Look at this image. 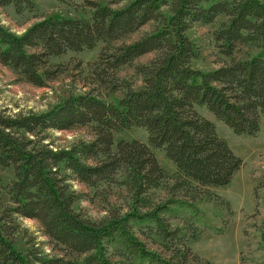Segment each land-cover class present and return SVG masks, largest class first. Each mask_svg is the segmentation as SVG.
Masks as SVG:
<instances>
[{
	"label": "trees",
	"instance_id": "trees-1",
	"mask_svg": "<svg viewBox=\"0 0 264 264\" xmlns=\"http://www.w3.org/2000/svg\"><path fill=\"white\" fill-rule=\"evenodd\" d=\"M11 4L20 13L37 9L35 0H0V6ZM84 5L90 15L44 16L22 34L0 23V63L23 81L45 87L62 73L52 57L104 43L93 71L95 82L105 85L109 72L155 55L135 67L141 86H112L126 89L115 103L84 91L46 111H0V169L12 167L15 173L7 186L0 173V264H213L192 250L186 228L169 219L197 206L199 189L228 185L243 164L197 105L207 106L237 134L256 136L261 129L264 0H85ZM220 16L225 19L214 38L228 61L211 70L197 68L193 61L201 49L188 31ZM148 23L151 31L117 44ZM243 47L257 53L237 56ZM76 126L91 128L93 137L66 147L49 139L50 130ZM133 127L146 128L149 142L115 141L114 132ZM154 148L165 151L175 173L160 164ZM74 182L94 189L104 202L118 190L125 204L93 220L80 207L89 194ZM158 190L169 196L158 198ZM180 193L192 199L177 198ZM20 217L38 220L61 254L35 245L19 250L14 235Z\"/></svg>",
	"mask_w": 264,
	"mask_h": 264
},
{
	"label": "rangeland",
	"instance_id": "rangeland-1",
	"mask_svg": "<svg viewBox=\"0 0 264 264\" xmlns=\"http://www.w3.org/2000/svg\"><path fill=\"white\" fill-rule=\"evenodd\" d=\"M37 9L18 12L11 5L0 6V23L17 34H22L29 26L44 16L61 14L79 17L90 15V9L84 5L85 0H35ZM225 16L218 17L209 24L196 23L188 31L192 39L201 49V57L193 61V65L204 70L218 68L228 58L220 53L214 32ZM152 23L144 25L130 37L118 41L117 44L130 43L151 31ZM104 43L94 49L79 52L68 51L52 57L54 68L61 67L62 73L49 81L45 87H38L23 81L13 70L0 63V111L7 114L18 112L46 111L61 102L71 93L92 91L107 102H117L126 89L113 90V85H130L139 87L143 84L141 76L136 72L138 64L146 63L154 57L148 53L139 57L132 65L123 67L118 72H109L108 82L101 85L95 82V62L99 59ZM255 55L257 50L243 47L237 56ZM198 111L215 123L218 134L225 138L233 151L242 158L241 168L234 174L228 185L205 187L199 189L194 202L197 206L183 209L178 217L169 219L173 226H184L189 237L188 243L200 257L213 264H264V117L261 129L256 136L237 134L224 121L218 119L207 106L197 105ZM49 139L54 146L66 147L80 139L93 137L91 128L76 126L70 130H50ZM148 131L144 127H133L114 132L115 141L120 139H139L149 142ZM160 164L169 173H175L176 165L166 157L161 148H154ZM4 185H8L15 177L14 169H0ZM75 188L87 192L89 199L80 203L83 212L93 220L103 218L112 206L123 207L125 198L116 190L109 201L96 196L95 190L82 183L74 182ZM210 192L214 193L212 196ZM158 198L168 197L163 190L156 192ZM8 200L6 190L3 193ZM177 198L191 200L192 197L180 193ZM20 229L15 233L16 247L25 252L31 246H39L45 253L58 255L61 252L54 248L52 241L43 232V227L36 219L20 217ZM196 236V237H192ZM151 249L161 251L152 241ZM165 254V253H163Z\"/></svg>",
	"mask_w": 264,
	"mask_h": 264
}]
</instances>
